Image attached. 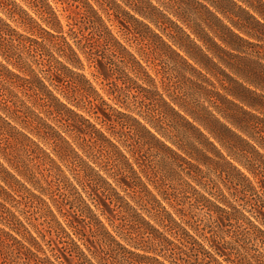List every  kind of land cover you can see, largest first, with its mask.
<instances>
[{"label": "trees", "instance_id": "1", "mask_svg": "<svg viewBox=\"0 0 264 264\" xmlns=\"http://www.w3.org/2000/svg\"><path fill=\"white\" fill-rule=\"evenodd\" d=\"M3 1L0 0L1 9L10 13L12 10ZM32 1L31 9L46 24L47 29L41 27L27 10L12 1L16 9L14 14L29 32L37 36V39H26L36 43L44 54H47L43 43L45 38L57 40V57L50 56L52 65L44 76L48 84L35 73L30 63L14 58L2 44L0 77L10 86L27 82L40 100L43 113L47 117H56V123L65 129L64 132L69 134L72 141L32 111L33 133L39 141L49 145L59 160L72 165L76 174L70 179L49 152L37 141L18 131L28 143L27 146L39 150L49 167L55 169V174L64 183V192L61 198L52 200L59 219L40 195L34 193L0 161V264H96L92 262L93 258L102 264L100 248L116 254L119 263L206 264L211 261L214 264H235L228 258L226 247L235 245L233 238L199 234L186 215L174 206L171 207L175 212L165 208L148 190L141 177V173L146 175V170L140 166L137 149L119 138L117 141H121V144L118 145L105 135L103 128L114 123L121 127L128 125L132 129V136H136L167 161L181 179V183L177 184L184 197L188 193L192 195L188 206H196L198 210L204 208L216 233L225 234L226 226L231 224L259 244L261 260L246 259L245 264H264V0H188L196 6L194 14L191 9H185L183 0H166L167 4L171 2V7L182 9L171 12L176 19L152 0H130V11L113 1L107 5L104 0H97L98 6L111 17L112 22L127 28L124 17L133 25L146 27L156 39L148 38V42L153 46L158 42L174 55V58L165 54H161V57L172 63L183 75L188 74L189 82L203 93L213 111L199 103L192 106L180 96H170L171 100L166 101L158 91L155 78L149 75L143 78L141 71H145V67L116 39L98 10L87 0H72L73 4L65 16L67 36L63 35L59 16L48 0ZM188 15L194 16L190 18L192 16ZM78 18L87 20L90 28L98 33L94 47L84 49L87 34ZM2 25L10 27L5 22ZM4 27H0V35H6ZM155 30L167 36L172 44L164 41ZM76 31L81 38L79 44L73 40L72 44L68 39H72L71 35ZM106 46L120 55L124 53L125 65H137L140 70L137 76L147 85L139 87L142 97L152 101L151 94L158 95V102L162 106L160 112L168 125L173 121L162 111L164 108L203 138L197 140L196 144L188 142L185 144L187 146H180L189 159L158 137H166L164 135L167 134L160 132L161 128L155 126L156 122L152 118L145 120L156 133L130 117L138 128L136 130L135 125L115 119L113 116L123 113L109 106L107 109L105 101L97 92L87 95L82 81L72 77L75 74L73 69L83 67L81 54L88 66L93 67L101 83L106 81L109 78L108 66L96 53ZM8 65L26 76H20ZM130 70L135 73V68ZM64 78H68L73 85L68 92L58 90ZM128 79L135 83V77L128 76ZM159 82L162 89L166 90L165 78ZM214 83L219 85L222 92ZM55 91H59L60 97ZM198 108L203 110V115ZM80 109L93 115L100 127L78 113ZM0 121L5 120L0 117ZM199 126L212 136L225 154L213 141H209ZM140 131L149 140H144ZM112 136L115 137V134ZM95 146L107 148L117 163L116 172H110L99 162L90 163L87 160ZM122 147L130 157L126 156ZM1 156L25 182L32 183V178L13 164L10 157L2 153ZM135 164L139 170L135 169ZM200 165L206 168L205 171ZM206 173L224 178L230 185L227 193L224 194L218 187L213 188V182L207 183ZM45 183L48 185L46 180ZM136 187L144 188L147 201L151 203L146 210L149 219L135 208V195H138ZM25 199L39 205L40 214L51 226L52 231L47 230L48 238L42 230L35 228L34 234L28 229L22 210L13 205V202L23 203ZM66 202L70 208H67ZM119 210L126 214L135 228L136 232L132 236L122 234L117 229L115 212ZM190 253H194L193 258L188 256ZM184 255L188 256L186 260Z\"/></svg>", "mask_w": 264, "mask_h": 264}, {"label": "rangeland", "instance_id": "2", "mask_svg": "<svg viewBox=\"0 0 264 264\" xmlns=\"http://www.w3.org/2000/svg\"><path fill=\"white\" fill-rule=\"evenodd\" d=\"M12 1L18 6L27 10L29 15L36 19L41 27L46 29L48 28L46 24L43 23L31 9L32 7L30 2H33L32 0H4L3 2L7 4V7L12 11L9 13L0 7V18L2 19V22H5L10 26L9 28H6L2 25V22H0V27H2V29L4 27V29L7 31L5 32L6 35H0V44H2L5 50L9 52L14 58H21L22 60L30 63L35 73L44 79L46 84H48L44 76L46 75L47 70L50 69V65H52L50 56L53 55V57H57V53L55 51L57 40L45 38L43 43L45 45V49L47 48V54H44L42 49L39 48L36 43L27 40V37L37 39V36L29 32L24 27V25L18 21L17 15L14 14L16 9ZM87 1L98 10L116 39L145 67V71H141L143 78H146V75L155 78L158 91L163 94L166 101L171 100L170 96H180L183 97L184 100H188L187 102H189L192 106H197L199 103L203 104V106H207L209 110L213 111V107H211L208 101H206L203 93L198 88H196L195 85L189 82L187 79L188 74L183 75L176 67H174L172 63L163 60L164 58L162 59L161 57V54H165L171 58H174V55L158 42H156L157 45L154 44V46L151 45L152 43L150 44L148 42V38L152 40L156 39L146 27L136 24L133 25L128 21V19L126 20L121 16L123 18V22L126 21L125 23L128 25V27L125 28L117 22H112L110 19L111 17H108V15L98 6L97 0ZM112 1L119 4L123 9L130 11L128 7L130 0H104L107 5H110V2ZM152 1L154 4L166 10V13H168L172 18L175 17L171 14V12H174L175 10H182L176 9V6L171 7V2L167 4L166 0ZM183 1L185 9L189 8L191 11L196 9V6H194V4H192L190 1ZM48 2L53 7L54 12L59 16L60 23L62 24L63 35L67 36L66 31L68 28L66 26L65 16L73 4L72 0H48ZM188 16L190 17L192 15ZM193 16L190 18H193ZM78 21L81 26L85 27V33L87 34V41L83 45L84 49L94 47L98 33L94 32L90 28L87 20L84 18H78ZM145 23H147V21H145ZM149 26L154 29L151 24ZM155 31L161 35L164 41H166L168 44H172L168 37L162 32L159 30ZM101 34L104 35L103 32H101ZM71 37L72 39L67 37L69 38L68 40L70 43L73 44L74 41L79 44L78 41L81 38V35L78 34V31L74 32ZM74 47L76 48L75 45ZM96 53L100 54L108 66L109 78L106 81L101 83V80L94 74L93 67L88 66V63L81 54L80 58L83 63L82 69H73L75 74L72 77L77 79V81H82L81 83L84 85L85 90H87V95H90L93 91L97 92L102 100L105 101L106 108L109 106L114 110L123 113V115L113 116L115 119H119V121L122 122L126 121L125 123H128L129 125H135L136 130H138V128H136V124L132 123L130 117L135 118L140 123L144 124L151 132L156 133L152 125L147 123L145 120V118H152L156 122L154 123L155 126L161 128L160 130L162 131L160 132H162V134H167L164 135L166 137H161V135H158V137L168 146L174 149L178 154L189 159V156L186 155L182 149H180L182 148L180 146H187L185 144H188V142H194L196 144L197 140H203V138L199 136L198 133L193 128L188 126L183 120L176 116L170 115L168 109L164 108L162 111L164 110V112L167 113L173 121L172 124L168 125L169 123L167 119L161 115L160 109L162 106L158 102V95L152 93V101H146L142 97L139 87L147 85L145 81L141 79V77L137 76V72L140 70H138L136 64L132 63L130 64L131 67H129V65H125L123 63V60L126 59V55L124 53L120 55L117 52L110 50L108 46L103 47V49H100ZM121 56H123V59ZM8 68L20 74V76H26L17 69H13L10 65H8ZM130 68H135V73H133ZM80 75H83L84 78H82ZM128 76L135 77V83L130 81ZM161 78H165L164 88L166 90H163V87H161L159 82ZM17 83L18 84H16V86H10L3 78L0 77V117L4 118L5 120L0 121V152L2 154H6L7 157H10V159L13 161V164H16L20 170L29 176V178H32V183L25 182V179L19 176L15 170L9 166L5 159H3L1 153L0 161L34 193L40 195V197L51 206V209L59 217L57 208L54 205L55 202L52 200L61 198V194L64 192V183L61 181L59 176L55 174V169L49 167L39 150L35 149L34 147L29 148L27 146L28 143L22 136L18 134V131L32 138L34 141H37L39 145L45 149V151L49 152L51 156L57 161V164L60 166L61 170L66 174V176L70 177V179H72V177L76 174V171L72 165L66 163L65 161L59 160L52 153L49 145L42 143L39 141L37 136H35L33 133V123L31 122L33 117L31 112L33 111L38 113L47 121V123L56 127L66 139L69 141L72 140L69 134L64 132L65 129L63 127H59L60 125L56 123V117L51 115L47 117L45 113H43V108L40 106L41 102L36 97V94L32 90L31 86H29L25 81ZM214 85L220 92H222L217 83H214ZM72 88L73 85L71 84L70 80L68 78H64L62 84H60L58 87V90L61 92H68L72 90ZM59 91L55 92L56 95L60 97L59 93H57ZM175 109H178V107H175ZM198 109V111L200 113L202 112L203 115V110H200V108ZM78 113L82 114L85 118H88L92 123L96 124L97 127H100L93 115L87 113V111L80 109L78 110ZM186 117L188 120H191L190 117ZM195 125L197 126V123ZM173 127L174 129H172ZM105 128H103L105 135L111 138L118 145H120L121 141L124 140L137 149L141 159L140 166H144V169L146 170V175L141 173L142 180L148 190H150L160 201L162 206L171 210L172 212L175 211L171 206H174L176 210H180L181 214H184L187 216V218H189L190 222H192V226L196 228L199 234H217L219 235V238H233L236 241L235 245L226 247L228 258L235 264H245L246 259L261 260V248L259 244L254 243V241H252L244 232L237 229L233 225L228 224L226 226V233L223 235L220 233L218 234L216 233L215 226L208 220L207 215L204 212L206 211L204 208L201 207V209L198 210L196 209V206L195 208H190L188 206L187 203L192 200V195L188 193L186 194V197H184L185 194L179 190L178 184L181 183L180 177L176 176L173 168L169 166L166 160L156 154L154 150L144 145L140 140H138V138H136V136H132L130 133L132 129H130V127L128 128V125L121 127L120 124L116 125V123H114L107 125ZM199 128L209 139V141H213L215 143L212 136L205 129L200 126ZM140 133L143 132L140 131ZM112 134H115V137L112 136ZM143 137L144 140H149L144 133ZM117 138L121 140L120 143L117 141ZM171 141L175 142L176 144L171 143ZM19 142L20 144H18ZM215 144L218 148H221L219 144ZM122 149L126 156L130 157L129 153H127L123 147ZM221 150L225 154V151L222 148ZM79 152L82 153L81 150H79ZM90 154L91 156L87 158L90 163L99 162L102 166H104V168L110 170V172H116L118 170L117 163L109 154L107 148L103 146H95L91 149ZM191 161L196 163L194 160ZM200 167L205 171L206 168L203 165H200ZM135 169L139 170L138 165L136 164ZM204 176H206L205 180L207 183L211 184L213 182V188L216 189L218 187L223 190L224 194L227 193L230 185L224 178H216L213 173H206ZM45 180L48 182V185L45 183ZM135 191H137L138 194L135 195V202H137L135 203V208L141 213L143 217L149 219L146 210L150 208L151 203L147 201L144 188L141 189L140 187H136ZM127 199L132 204H134L130 198ZM67 203L68 202H66V204ZM13 205H15L18 210H22L28 229H30L34 234L35 228L42 230V232H45V236L48 238L49 235L47 230L51 232V226L46 223L43 215L40 214V208L38 204L25 199L23 203L18 204L17 202H13ZM66 206L67 208L71 207L69 203ZM115 219L117 229L119 232H122V234L132 236L136 232L135 228H133L131 225L130 219L127 218L126 214L120 212V210L115 212ZM99 254L102 264H131L130 262L119 263L117 261L116 254L108 251L106 248H100ZM188 256L193 258L194 253H190ZM188 256L184 255L183 257L186 260ZM92 262H96V264H98L94 258L92 259ZM206 264L214 263L207 261Z\"/></svg>", "mask_w": 264, "mask_h": 264}]
</instances>
